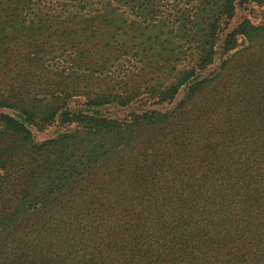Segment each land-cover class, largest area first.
I'll use <instances>...</instances> for the list:
<instances>
[{
    "label": "trees",
    "instance_id": "obj_1",
    "mask_svg": "<svg viewBox=\"0 0 264 264\" xmlns=\"http://www.w3.org/2000/svg\"><path fill=\"white\" fill-rule=\"evenodd\" d=\"M237 5L238 0H16L12 10L0 0V71L12 60L23 59L12 44L20 37L34 43L24 58L54 76L51 83L58 84L54 85L57 90L66 79L80 75L111 76L116 93L135 90L133 77L139 71L154 81L148 87L154 107L143 108L147 100L139 101L121 119L110 117L104 108L114 102L124 104L129 98L116 101V95L92 96L85 109H71L67 94L49 103L18 99L15 93L20 94L16 90L22 82L13 87L14 99L0 93V108L15 109L0 114L1 196L9 192V166L32 142L33 130L55 122L65 127L58 137L31 151V167L19 175L16 207L3 209L0 226H8L39 205L55 206L64 200L68 213L73 208L65 264H176L184 259L186 264H198L196 251H201L202 237L196 235H203L209 244L210 227L225 212L216 196L208 195L207 205L194 215L187 203L194 205L198 195L131 193L130 197L102 194L97 198L87 196L91 188L87 180L110 166L124 148L150 143L158 129L173 125L177 113L166 108L174 103L181 86L186 84L191 94L214 79L207 70L218 50L227 53L237 45L238 36L249 35L247 20L230 27ZM37 14L46 18L35 20ZM17 19L20 22L14 25ZM47 29L48 41L36 44V31ZM79 186L84 194L76 208L74 192ZM134 190L133 186L130 191ZM229 211L223 218L233 224L244 209L235 214ZM256 218L248 216L240 226L249 230Z\"/></svg>",
    "mask_w": 264,
    "mask_h": 264
},
{
    "label": "rangeland",
    "instance_id": "obj_2",
    "mask_svg": "<svg viewBox=\"0 0 264 264\" xmlns=\"http://www.w3.org/2000/svg\"><path fill=\"white\" fill-rule=\"evenodd\" d=\"M1 3L12 10L16 7V0H1ZM45 18L37 14L35 20ZM246 20L249 35L238 36L237 45L227 53L218 50L216 60L208 67L207 72L214 79L191 94L184 84L174 103L167 106L166 111L177 113L176 121L175 118L171 121L175 123L158 129L150 143L124 148L113 157L110 166L99 169L87 180L91 186L87 196L97 198L102 194L130 197L169 192L185 198L198 195L194 205L187 203L193 206L194 215L207 205L208 195L216 196L225 212L220 213V222L210 227L209 244L204 243L203 235H196L202 237L198 243L201 251H196L198 264H264V3L238 0L231 29ZM19 22L15 20L14 25ZM36 32H39L36 44L48 41L49 29ZM19 39L12 44L23 59L12 60L10 66L0 71V93L39 103H49L67 94L66 102L71 109H85L87 99L92 96L116 95L119 99L116 101L129 98L124 104L114 102L104 108L107 115L119 119L130 114L139 101L147 100L143 108L154 107L148 91L154 81L141 71L133 77L136 88L131 93L122 89L116 93V80L104 74L62 78L64 84H59L57 90L54 85L58 84L51 83L54 76L30 64L23 56L33 51V41ZM5 45L6 42L1 44L4 48ZM21 82L22 86L16 90L20 94L14 95L13 89ZM13 111L14 108H0V114ZM64 129L60 122H55L42 130H33L32 142L14 156L9 166L12 178L6 189L9 192L0 195V213L16 207L19 175L28 173L31 151L58 137ZM79 189L81 186L74 192L76 208H80L78 199L84 194V189L81 192ZM63 204L64 200L55 206L39 205L16 217L8 226H0V264H65L69 253L68 222L73 208L68 213L67 204ZM239 209H244L243 216L238 215L239 221L230 224L224 220L229 210L235 214ZM57 212L59 215H52ZM248 216L257 218L252 220L251 229L243 230L240 225ZM186 263L184 259L176 264Z\"/></svg>",
    "mask_w": 264,
    "mask_h": 264
}]
</instances>
